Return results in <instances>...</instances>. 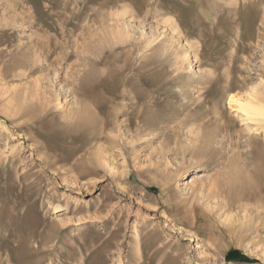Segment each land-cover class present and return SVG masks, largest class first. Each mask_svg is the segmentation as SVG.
<instances>
[{"label":"rangeland","instance_id":"374dc122","mask_svg":"<svg viewBox=\"0 0 264 264\" xmlns=\"http://www.w3.org/2000/svg\"><path fill=\"white\" fill-rule=\"evenodd\" d=\"M251 92L264 0H0V264H264Z\"/></svg>","mask_w":264,"mask_h":264},{"label":"bare ground","instance_id":"6f19581e","mask_svg":"<svg viewBox=\"0 0 264 264\" xmlns=\"http://www.w3.org/2000/svg\"><path fill=\"white\" fill-rule=\"evenodd\" d=\"M229 102L233 104V111L237 112L240 115V117H242L247 122H250V123H263L264 122V104L262 103V100L260 99L259 95L256 96L255 92L248 93L244 96H238V95L230 96ZM17 114L18 113H12L8 116L14 117ZM87 114H88V109L82 106L81 104L79 109L75 111V118L80 123L82 122V120H85L84 115H87ZM217 193L220 194V192H217Z\"/></svg>","mask_w":264,"mask_h":264}]
</instances>
